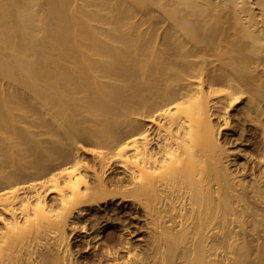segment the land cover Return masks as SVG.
Instances as JSON below:
<instances>
[{"label":"bare ground","instance_id":"bare-ground-1","mask_svg":"<svg viewBox=\"0 0 264 264\" xmlns=\"http://www.w3.org/2000/svg\"><path fill=\"white\" fill-rule=\"evenodd\" d=\"M259 68L264 0H0V264H264V182L220 138L241 99L264 134ZM81 139L101 149L91 175ZM122 185L153 247L112 233L83 256L79 223Z\"/></svg>","mask_w":264,"mask_h":264},{"label":"rangeland","instance_id":"rangeland-1","mask_svg":"<svg viewBox=\"0 0 264 264\" xmlns=\"http://www.w3.org/2000/svg\"><path fill=\"white\" fill-rule=\"evenodd\" d=\"M233 31L230 30L229 33ZM199 58H192L190 60H198ZM209 61H213L212 65H217L220 62L217 57L207 56L204 57ZM262 72L261 75L264 77L263 68H259ZM223 87H218L222 89ZM245 101L240 100L236 105L228 108L226 111V116L229 121V126L220 131V138L225 143L226 147L230 150V160H232V169L236 171L239 176L244 174V170L252 173L255 177H260L264 182V134L261 131L259 123L254 121V114L247 115L245 108ZM220 107V105H218ZM217 112L219 110H216ZM222 110L219 111L221 113ZM145 128L148 130L149 138L151 139V148L156 150L158 146V141L155 137V126L149 122H141ZM46 137H43V139ZM78 150L74 152L75 156L80 160V168L82 170L87 167V171L91 175L93 169L98 167V157L97 153L99 147L93 144L92 141L87 139H81L75 145ZM245 169L242 171L238 168ZM109 168V170H107ZM105 178L108 182L122 179L123 169L116 163L110 162V166L106 167ZM239 172V173H238ZM28 175H32V171L29 169L26 171ZM248 173V174H249ZM109 193L116 194L119 200L111 204V210L106 213L105 211H100L98 209H93L88 211V214H95L102 220V223L98 226L93 225V216L87 215L84 218V222H80L89 230V236L80 233L79 230L76 232L71 240L75 244L78 253L83 252L85 242L87 240L91 241V249L83 254V256H92L99 254L105 250L107 246L111 245L108 240L109 234H115L117 237L127 238L134 246V253L142 255L144 251H150L153 245L150 244V218L147 216L139 207L138 202L129 197L127 201H122V196H127V187L123 185L114 188L110 187ZM55 195L54 193L47 196V200H51ZM76 215V214H75ZM69 233V230L67 231ZM99 233L101 240L95 243L94 236ZM98 245L99 248H93V245ZM79 255V254H78ZM126 253L120 252V258L118 262L106 261L105 264H120L125 259ZM81 258V257H80Z\"/></svg>","mask_w":264,"mask_h":264}]
</instances>
